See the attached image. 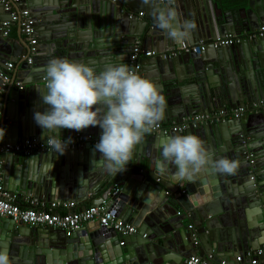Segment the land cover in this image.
Returning <instances> with one entry per match:
<instances>
[{"label": "water", "instance_id": "1", "mask_svg": "<svg viewBox=\"0 0 264 264\" xmlns=\"http://www.w3.org/2000/svg\"><path fill=\"white\" fill-rule=\"evenodd\" d=\"M11 2L14 9L29 10L34 37L40 44L51 41L53 48L37 43L33 52L20 22L18 40L4 35L1 23L11 17L0 2V70L9 60L16 63L6 73L8 82L0 78L4 188L14 197L35 192L61 197L51 202H82L89 194L100 193V201L93 200L92 205L114 210L117 217L136 226L137 233L123 240L125 235L98 222L67 231L26 226L8 217L0 223V250L7 251L14 264H188L192 257L209 264H246L248 254L260 250L264 258V37L245 38L234 45L210 43L205 51L164 58L161 53L176 50L182 43L173 42L156 26L154 9L140 0ZM157 5L166 8L169 2ZM171 7L181 24L196 25L184 41L188 45L235 35L239 29L255 33L264 24V0H172ZM140 12L145 16L140 17ZM137 41L157 53L141 60L139 75L148 72L142 77L153 81L167 101L160 123L246 110L214 117L184 132L153 130L137 146L127 170L116 175L94 165L100 153L91 141L63 155L5 151L20 140L46 141L33 116L48 108L40 91L45 88V69L51 59L89 64L99 74L109 65H128ZM19 83L23 87L14 89ZM77 133L100 138L102 129H62L60 135ZM188 134L204 142L213 160L238 161L236 174H221L211 165L190 179H176L172 164L159 172L155 161L161 158V140ZM37 155L41 162H49V169L54 163V168L44 171L35 164L29 166L28 160ZM181 183L188 187L186 193L180 191Z\"/></svg>", "mask_w": 264, "mask_h": 264}, {"label": "clouds", "instance_id": "2", "mask_svg": "<svg viewBox=\"0 0 264 264\" xmlns=\"http://www.w3.org/2000/svg\"><path fill=\"white\" fill-rule=\"evenodd\" d=\"M145 7L154 9L156 26L175 43L190 39L196 28L194 22L181 24L177 10L158 7L156 0H140ZM46 84L40 91L48 106L44 112L34 113V122L42 130L47 148L55 154L66 153L72 139L61 137L62 129L82 131L89 126L102 129L94 151L100 153L95 166L109 175L127 170L135 150L146 134L151 133L165 118L167 101L158 86L131 70L126 64L109 65L99 74L89 64L66 58L51 59L46 66ZM161 158L155 161L163 173L167 166H175L176 179H190L193 173L211 165L221 174L234 175L239 162L228 158L213 160L204 142L197 136L175 135L161 140ZM39 155L28 160L51 171L54 163L41 162ZM0 264H14L9 253L0 250Z\"/></svg>", "mask_w": 264, "mask_h": 264}, {"label": "built area", "instance_id": "3", "mask_svg": "<svg viewBox=\"0 0 264 264\" xmlns=\"http://www.w3.org/2000/svg\"><path fill=\"white\" fill-rule=\"evenodd\" d=\"M17 1V0H16ZM161 3H168L169 0H156ZM3 4V8L6 12L9 13L11 20H5L1 23V27L4 29V35L8 36L11 26L14 23L20 22L23 32L28 36L30 44L32 45L33 52L35 47L33 45L37 44V40L34 37V21L30 16L28 9L17 10L14 9L11 0H0ZM140 17H144L145 13L140 12ZM262 36L264 37V24L259 28L258 33L255 35H250V38L253 36ZM244 34L239 35H227L226 37H219L211 42H200L197 45H188L183 42L180 48L161 53L160 55L164 58H174L177 57L182 52H192L197 53L205 51L210 43L215 46L222 45H234L241 41ZM157 55L155 51L147 50L142 47L140 42H137L133 52L129 58L128 66L131 70L137 74L140 72L142 67L141 58L151 57ZM29 62H32L29 59ZM15 67L13 62H7L5 69L0 70V78H2L5 83L9 81L7 72H12ZM20 84V83H19ZM21 88V84L19 85ZM245 108H238L229 112H218L212 115H197L194 117H187L181 123H174L169 126H166L162 123H159V126L154 129L155 131H163L166 133L170 132H184L189 127H197L199 124L207 123L211 121L214 117L222 116L226 117L240 114L244 112ZM65 140L68 138L72 139V143L69 145L68 149L75 147L77 145H83L87 141H91L94 145L99 141V138H96L92 134L84 136L81 133L65 136ZM5 151L13 153H23L30 155L35 151H50L47 148L46 141L40 139H26L24 141L9 144L6 146ZM54 203V204H53ZM48 205L46 201L34 202L29 207H21L17 199L4 188L2 173L0 172V217L3 218H12L15 222H23L26 225L32 226H44L59 228L67 231H73L81 228L85 224L98 222L102 227H113L115 230L120 232L123 236L131 235L137 233V227L133 224L124 222L121 218L117 217L114 210H108L104 205L102 206H90L85 210L77 209V202L75 201H63V202H53ZM189 227H192L191 225ZM123 244V242L121 243ZM263 255V251L250 252L248 254L249 260L246 264H264L260 260V256ZM188 264H209L200 257H192L188 260Z\"/></svg>", "mask_w": 264, "mask_h": 264}, {"label": "crops", "instance_id": "4", "mask_svg": "<svg viewBox=\"0 0 264 264\" xmlns=\"http://www.w3.org/2000/svg\"><path fill=\"white\" fill-rule=\"evenodd\" d=\"M20 7H21V5H19ZM3 15L4 16H6L7 17V14L6 13H3ZM263 25V24H262ZM149 26H150V24H149ZM258 33V30H256L255 31V33H252V32H246V30H241V29H239V30H237V34L236 35H239V34H244V36L242 37V39H241V41L242 40H244L245 38H250V35H255V34H257ZM229 35H231V34H229ZM9 36L10 37H12L14 40H18V38H19V26L17 25V23H14L12 26H11V28H10V31H9ZM38 37V36H37ZM253 37H255V36H253ZM36 38V37H35ZM139 41V40H138ZM137 41V42H138ZM240 41V42H241ZM29 43H31V42H29ZM37 43H38V45H40L39 47H41V46H43V44H45L46 46H48L49 48H53V46H51L50 44H52V42L51 41H47L46 40V43H43V44H40L38 41H37ZM239 43V42H238ZM31 45V44H30ZM32 46V45H31ZM153 51H156V50H153ZM24 55H26V51H24ZM34 55V54H33ZM23 56H21L20 57V59H23L22 58ZM148 59V57H142L141 58V60L142 61H146ZM8 62H13L14 64H15V67H14V69L16 68V63L14 62V61H12V60H9ZM13 69V70H14ZM140 73H138V75H139ZM146 74H148V72H146V73H144V74H141V76H143V75H146ZM20 84H16L13 88L14 89H17V88H19L20 86H19ZM21 85H22V83H21ZM24 86H25V84H24ZM2 95H4L5 93H6V90H2ZM215 113H218L217 111H215ZM210 115H212V114H210ZM187 118V117H186ZM185 119V118H184ZM183 119V120H184ZM183 120H182V122H183ZM175 122H170L169 124H167L166 126H169V125H171V124H174ZM203 124V123H202ZM78 134V133H77ZM69 136V135H68ZM18 142H21V140L20 141H18ZM83 145H85V144H83ZM83 145H77V146H75V147H72V148H70V149H74V148H76V147H78V146H83ZM69 149V150H70ZM7 152V151H6ZM36 152H44V153H47V152H49V151H35V152H33V153H36ZM32 153V154H33ZM23 154V153H22ZM1 172V171H0ZM3 178V180H4V177H2ZM181 185H182V187L180 188V191H182L183 193L185 192H187L188 191V187H186V186H183V183H181ZM8 191V190H7ZM9 192V191H8ZM47 194H45L44 196H41L40 194H36V192H35V194L33 195V194H31V195H26V196H23V195H19V196H15V198L17 199V202H18V204L21 206V207H23V208H25V207H29V206H31L32 205V201H34V202H39V201H46L47 202V204L48 205H53L54 203L53 202H51V201H53V200H59V199H61V197H59V195L58 194H56V195H52L51 196V198H49V197H47L46 196ZM100 197V193H98V194H96V195H91V194H89L88 195V198L86 199V200H84V201H82V202H80L79 200H72V201H75V202H77V209H82V207H84V206H87V207H90V206H93L92 205V201L94 200L95 202L96 201H100V199H98ZM64 201H69V200H64ZM63 202V201H62ZM51 203H53V204H51ZM4 218L3 217H0V223L2 222V220H3ZM124 220V219H123ZM96 222V221H95ZM128 222H130V221H128ZM93 223V222H92ZM192 222H190V221H188V222H186V224L187 225H190ZM89 224V223H88ZM88 224H85L84 226H82L81 228H83V227H86V226H88ZM26 226H29V225H26ZM130 237V235H126V236H124L123 237V240H126L127 238H129ZM254 252H256V251H254ZM260 260L262 261V262H264V258L263 257H261L260 256ZM226 262H227V260H226ZM247 262H248V260H247ZM229 263V262H228Z\"/></svg>", "mask_w": 264, "mask_h": 264}]
</instances>
